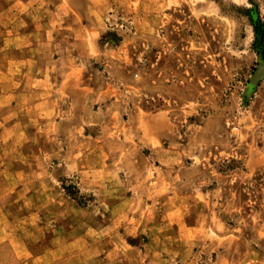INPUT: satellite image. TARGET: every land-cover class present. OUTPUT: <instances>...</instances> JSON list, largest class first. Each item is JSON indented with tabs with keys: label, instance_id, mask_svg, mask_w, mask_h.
<instances>
[{
	"label": "rangeland",
	"instance_id": "obj_1",
	"mask_svg": "<svg viewBox=\"0 0 264 264\" xmlns=\"http://www.w3.org/2000/svg\"><path fill=\"white\" fill-rule=\"evenodd\" d=\"M30 1L0 0V264H264V0H91L73 96L9 36Z\"/></svg>",
	"mask_w": 264,
	"mask_h": 264
},
{
	"label": "crops",
	"instance_id": "obj_2",
	"mask_svg": "<svg viewBox=\"0 0 264 264\" xmlns=\"http://www.w3.org/2000/svg\"><path fill=\"white\" fill-rule=\"evenodd\" d=\"M14 6L17 7V3H13L12 9H14ZM40 10L44 11V16L38 18L37 13ZM107 13L108 9L105 4L102 3L99 6L91 0L87 6L79 4L77 0L30 1L28 5V32L18 33L17 30H13L9 33V36L27 42L29 63L32 60L34 61L36 52L39 50V44L43 42V46L49 50L47 58H54L56 63L53 66L50 62L49 65H45L44 73L49 75L61 73L65 74V77L67 75L68 81L63 83L68 82L69 84V95L83 94L85 83L76 79L73 80L70 76L83 72L84 66L75 64L78 63L79 58H90L97 52L95 47L98 43H95L98 39L95 38V35L101 33L105 28V24L107 25L105 21ZM1 15L0 12V28L11 24L14 27L13 23L5 22ZM16 20H18V17ZM41 25L43 27L39 28ZM41 33H43V38L40 36ZM90 42L94 44L88 45ZM84 45L86 49H84ZM57 52L59 54H56ZM34 64L33 69H35H29V73L36 72V63L34 62ZM159 243L158 237H152L147 243L152 247V250H155L152 253L153 256L159 253V248H157Z\"/></svg>",
	"mask_w": 264,
	"mask_h": 264
}]
</instances>
